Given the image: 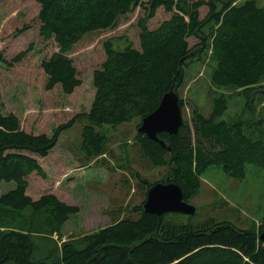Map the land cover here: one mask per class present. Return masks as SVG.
Returning <instances> with one entry per match:
<instances>
[{"label": "trees", "instance_id": "trees-1", "mask_svg": "<svg viewBox=\"0 0 264 264\" xmlns=\"http://www.w3.org/2000/svg\"><path fill=\"white\" fill-rule=\"evenodd\" d=\"M37 2L38 33L58 48L40 61L48 78L45 88L58 84L65 94L81 84L67 55L73 47L90 33L114 27L136 6L144 15L137 21L138 48L124 36L102 41L105 59L92 72L95 95L88 112L77 113L49 136L24 131L15 114L0 111V182L14 183L0 194V264H264V243L258 238L264 223L241 228L228 220L192 221L182 213L147 214L142 205L148 183L138 182L145 191L131 209L136 217H118L60 243L53 235L62 239V226L79 208L52 193L35 200L26 194L28 176L44 173L37 157L48 155L77 120L85 121L79 142L83 162L104 163L110 143L104 126L136 121L138 128L164 93L173 89L178 96L199 64L208 75V114L195 103L193 132L183 120L175 134H157L164 146L137 131L133 139L141 157L166 170L159 181L177 183L185 201L196 195L201 174L211 166L238 179L248 162L264 168V5L257 0ZM201 6L207 8L202 18ZM158 8L170 16L150 29L147 22ZM190 37L197 40L192 47ZM28 51L11 61L0 55V61L11 65ZM234 96L243 102L229 114ZM178 103L182 107L183 99L178 97Z\"/></svg>", "mask_w": 264, "mask_h": 264}, {"label": "rangeland", "instance_id": "rangeland-1", "mask_svg": "<svg viewBox=\"0 0 264 264\" xmlns=\"http://www.w3.org/2000/svg\"><path fill=\"white\" fill-rule=\"evenodd\" d=\"M257 2L264 5V0ZM38 10L37 0H0L1 57L11 61L20 51L29 48L27 55L18 62L7 65L0 61V111L15 114L24 131L50 136L58 125L77 113L89 111L95 95L92 72L105 59L102 41L124 36L132 41L134 47H139L137 21L144 15V9L136 6L114 27L90 33L73 47L67 55L73 60L81 84L70 94L63 93L58 84L49 90L45 88L48 78L40 61L58 48L53 40L44 41L40 37ZM206 12V6H201L199 17L202 18ZM169 16L170 13L158 8L147 25L150 29L156 28ZM25 25L28 28L18 32ZM196 43L195 38L188 39L189 47ZM207 84V72L199 64L178 91V97L183 99L182 120L190 128L193 127L191 109L195 103L205 115L210 110ZM242 102L243 98L234 96L229 114L235 113ZM84 123L82 119L77 120L59 135L48 155L37 157L44 169L43 175L31 173L27 178L26 194L32 199L52 193L61 201L79 208L62 226V239L53 235L58 243L84 232L97 231L118 217H136L131 209L141 203L145 191L138 182L151 185L166 173L162 167L149 166L141 157L133 139L137 132L136 121L116 128L104 126L110 141L106 161L83 162L79 142ZM190 131L193 132V128ZM244 170L245 175L240 179L225 174L220 166L214 165L205 170L196 195L188 200L195 206V213L186 215L192 221L206 218L228 220L241 228H257L264 223V168L248 162ZM13 187L12 181H1L0 194ZM44 248L46 250L48 246Z\"/></svg>", "mask_w": 264, "mask_h": 264}, {"label": "water", "instance_id": "water-1", "mask_svg": "<svg viewBox=\"0 0 264 264\" xmlns=\"http://www.w3.org/2000/svg\"><path fill=\"white\" fill-rule=\"evenodd\" d=\"M182 121L178 96L173 89H170L163 94L157 107L141 119L137 131L164 146V142L157 137V134L161 132L175 134ZM142 207L147 214L156 215L165 213L193 215L196 210L194 205L184 200L182 189L177 183L159 181L149 186ZM258 238L264 243V231Z\"/></svg>", "mask_w": 264, "mask_h": 264}]
</instances>
